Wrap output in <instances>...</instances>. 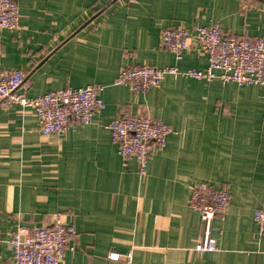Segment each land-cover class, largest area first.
I'll use <instances>...</instances> for the list:
<instances>
[{"label": "crops", "instance_id": "obj_1", "mask_svg": "<svg viewBox=\"0 0 264 264\" xmlns=\"http://www.w3.org/2000/svg\"><path fill=\"white\" fill-rule=\"evenodd\" d=\"M15 1L19 28L0 30V72L23 71L32 98L100 86L106 107L62 137L42 136L32 108L0 107V264H11L12 233L56 213L77 231L61 264H264L254 220L264 209V87L170 75L146 94L114 85L128 65L207 68L194 45L181 61L164 49L167 28L264 37V0ZM140 113L173 131L145 174L136 160L123 166L106 128ZM201 183L231 193L213 222L215 252L195 251L202 227L190 202Z\"/></svg>", "mask_w": 264, "mask_h": 264}, {"label": "built area", "instance_id": "obj_2", "mask_svg": "<svg viewBox=\"0 0 264 264\" xmlns=\"http://www.w3.org/2000/svg\"><path fill=\"white\" fill-rule=\"evenodd\" d=\"M19 28V8L15 0H0V30ZM164 49L181 61L192 45L206 56L208 66L203 71H180L177 67L156 68L148 65L122 67L114 85L129 88L135 95L146 94L161 86L170 76H187L208 83H235L238 86L264 87V37H237L225 33L218 24L198 26L192 33L185 26L164 29L160 36ZM26 74L18 70L0 72V107L13 105L32 108L39 122L42 136L62 137L74 124H90L98 111L106 105L99 98L100 86L66 88L37 97H28L22 85ZM112 141L118 147L123 166L136 160L139 172L145 174L150 157L156 149H163L173 133L171 127L145 113L119 115L106 125ZM231 203L227 189H216L208 184L193 188L191 208L200 215L202 236L195 247L198 253L215 252L217 243L212 237L213 222L222 218ZM61 213L53 216L52 223L43 227L21 226L12 233L9 245L13 250L11 264H61L68 251H74L71 242L76 237L74 225L63 221ZM258 226L264 228V209L254 213ZM113 261L121 259L111 254ZM129 259V258H128Z\"/></svg>", "mask_w": 264, "mask_h": 264}, {"label": "water", "instance_id": "obj_3", "mask_svg": "<svg viewBox=\"0 0 264 264\" xmlns=\"http://www.w3.org/2000/svg\"><path fill=\"white\" fill-rule=\"evenodd\" d=\"M117 1V0H116ZM86 26V25H85Z\"/></svg>", "mask_w": 264, "mask_h": 264}]
</instances>
